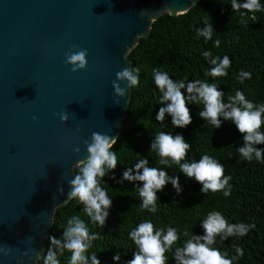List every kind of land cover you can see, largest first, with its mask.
Masks as SVG:
<instances>
[{
	"label": "water",
	"instance_id": "water-1",
	"mask_svg": "<svg viewBox=\"0 0 264 264\" xmlns=\"http://www.w3.org/2000/svg\"><path fill=\"white\" fill-rule=\"evenodd\" d=\"M197 2L0 0V247L12 248L0 264H38L76 163L87 158L84 141L121 133L131 89L116 97L113 81L131 67L128 49L158 17ZM73 45L88 50L86 70L65 63Z\"/></svg>",
	"mask_w": 264,
	"mask_h": 264
},
{
	"label": "trees",
	"instance_id": "trees-1",
	"mask_svg": "<svg viewBox=\"0 0 264 264\" xmlns=\"http://www.w3.org/2000/svg\"><path fill=\"white\" fill-rule=\"evenodd\" d=\"M260 3L264 5V0H260ZM244 11L241 9V12ZM243 19L245 22L241 23V16L232 9L231 0H198L189 12L178 16L164 14L152 23L148 36L139 39L127 56L131 67L141 70L140 84L131 89L121 133L113 146L118 165L101 181V186L112 199L106 225L104 228L92 226L82 212L84 206L78 201H69L55 212L52 227L44 241V255L38 264H43L49 247L57 252L61 264H67L70 253L65 252L61 256L59 249L50 245L48 237L62 239L67 219L73 215L81 216L89 222L91 231L100 233V239L93 242L89 255L96 252L101 264H126L135 251L129 232L143 220L150 219L157 230L168 226L177 228L181 240L176 246H182L186 239L182 235L185 229L190 234H204L202 220L210 211L221 212L230 224H255V228L245 237H230L224 242L217 237L213 247L227 252L228 258L236 255L233 245L241 247L244 256L235 260L234 264H264V163L240 160L237 149L243 146V138L236 126L223 118L220 128L208 126L207 121L198 115L202 105H188L192 123L186 128H175L171 124V116L167 114L163 122L156 120L159 109L164 105L159 104L160 93L155 87L153 69L165 71L177 81L187 78L189 81L201 79L215 82L225 92V102L228 94L234 95L235 91L241 90L255 104L264 103V12L247 13ZM205 21L212 23L214 32L212 40L207 42L197 36V29L206 27ZM217 39L220 40L218 48L215 47ZM204 51H211L213 57L229 56L232 63L226 77L205 76V71L212 66L203 57ZM241 70L250 72L251 80L245 79L241 83ZM182 91L187 96L186 89ZM156 130L183 135L191 144L188 162L198 161L202 155L208 154L222 163L225 176L232 177L229 182L231 196L225 197L223 192H209L206 195L200 191L202 185L188 179L178 166L167 168L159 165L156 154L150 153ZM257 147L264 149V144ZM144 158L149 160L148 166L164 168L170 176H179L182 189L177 193L169 182L163 191L158 192L155 214L139 206L142 201L138 199L135 189L137 184L142 187V183L123 179V173L128 168H132L135 175L134 165ZM77 171L76 167L75 174ZM117 253L120 255L119 261L113 259ZM167 255L168 264H175L172 252Z\"/></svg>",
	"mask_w": 264,
	"mask_h": 264
},
{
	"label": "clouds",
	"instance_id": "clouds-1",
	"mask_svg": "<svg viewBox=\"0 0 264 264\" xmlns=\"http://www.w3.org/2000/svg\"><path fill=\"white\" fill-rule=\"evenodd\" d=\"M232 9L241 16V23H244V16L247 13L264 12V5L260 0H245L240 3L238 0H231ZM241 9L245 10L241 12ZM146 14L141 12V15ZM255 19V16L252 17ZM206 27L197 29V36L203 37L205 42L212 40V23L204 22ZM215 47H220V40L215 41ZM130 51V48L127 51ZM126 54V59L127 58ZM203 57L212 66L205 71L206 77L218 78L228 75L227 69L231 67L232 61L228 55L222 58L213 57L211 51H204ZM88 50L79 49L78 46H71V50L65 54V63L71 66V71L76 73L86 70L88 67ZM140 68L126 67L116 73V80L113 81L114 95L119 98L126 96L128 89H134L140 84ZM155 87L159 90V104L164 105L159 109L156 120L163 122L165 114L171 116V124L175 128H186L192 123L189 104L200 107L198 115L207 121L208 126L220 128L224 121H231L243 138V146L237 149L240 160L252 163L253 160L264 163V149L257 145L264 144V103L259 105L249 100L243 91L237 90L235 94H228L225 102V92L218 88L217 83H209L206 80L196 79L189 81L187 78L174 80L169 74L159 69H153ZM252 74L243 70L239 73L241 83L245 79L251 80ZM126 84V87H122ZM186 89L187 96L182 90ZM117 105L120 104L116 100ZM62 122L69 119V113L65 110L57 114ZM36 119V117H33ZM117 143L116 138L107 134L93 132L91 140H85L87 158L76 163L78 169L74 178L68 181L70 190L67 194L68 201H78L83 205V213L89 218L92 226L104 228L109 216V209L112 206V199L101 186L104 177L112 172L118 165L116 151L113 146ZM191 144L181 134H170L165 131L156 130L151 143V152L158 157L159 165L171 168L173 165L179 167L188 179H194L202 185L200 191L204 194L209 192H223L225 197L232 194L229 184L231 176H225V168L214 157L204 154L197 160L187 161ZM74 151L79 153L81 149L77 146ZM147 158L140 159L133 169L128 168L123 173V179L131 182H141L142 187L137 184L136 191L138 199L142 201L139 206L152 214L157 212V193L164 190L170 182L177 193L182 191L179 176H170L164 168L150 167ZM142 170V171H141ZM63 192V189H60ZM135 206V205H133ZM132 206V207H133ZM204 234L194 235L185 229L182 233L186 239L182 246H176L181 240V233L175 227L168 226L155 228L150 219H145L129 232V239L133 242L135 251L133 258L126 261V264H168L172 252L175 264H234L244 256V250L235 246V256L228 258L227 252L213 247L216 238L222 242L230 237H245L249 231L255 228V224L229 223L225 216L219 211H210L201 224ZM50 245L59 249L61 256L65 252L70 253L67 264H101L96 252L90 255L89 249L93 248L94 241L100 239L99 232L91 231L89 222L79 215H73L67 219L66 227L63 229L62 239L55 236L48 237ZM34 238L29 237V242ZM12 248L9 246L0 247V253L6 257ZM35 252V250H33ZM114 260L119 261L117 253ZM43 264H61L57 252L49 247L43 259Z\"/></svg>",
	"mask_w": 264,
	"mask_h": 264
}]
</instances>
